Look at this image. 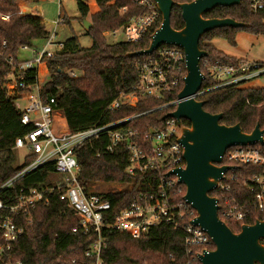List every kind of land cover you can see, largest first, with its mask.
Wrapping results in <instances>:
<instances>
[{"label": "trees", "instance_id": "16d2710c", "mask_svg": "<svg viewBox=\"0 0 264 264\" xmlns=\"http://www.w3.org/2000/svg\"><path fill=\"white\" fill-rule=\"evenodd\" d=\"M19 1L27 0H0V15L10 14L8 21L0 17V42L7 41L6 53L12 54L17 63L20 61L22 46L34 45L37 41L44 40L48 34L45 19L36 13H21ZM174 1L176 4L171 13V26L181 29L184 20L177 3L193 0ZM76 3L80 13L79 19H89L91 22V27L86 31L92 38V45L81 47L76 36L66 39L62 50L46 59L49 79L43 88L46 98L55 99L54 106L62 112L69 131L78 132L97 124H108L162 105L164 102L145 98L135 107L108 109L121 90L129 89L136 82L137 64L150 56L127 54L147 48L150 44V34L139 42L109 43L104 33L126 25L132 16L142 14L144 10L135 4V0H76ZM124 7L126 11L121 13L120 10ZM204 17H229L244 22L246 26L217 28L201 37L200 47L208 52V56L200 61L202 71L206 60L227 63H237L241 60L211 45L214 37H224L235 45L236 33L239 30L264 35V9L255 11L251 0H243L240 5L230 7L218 6L205 13ZM11 70L12 66L0 57V199L6 204L16 202L21 188H43L59 180L54 163H49L26 174L17 180L13 187L1 189V186L24 166L16 164L15 140L33 129L32 125L22 122L21 111L16 107L14 99L7 96L2 88ZM68 70H76L81 76L72 78ZM35 77L36 70H28V82L33 83ZM212 86L206 78L201 87L203 90L208 89L200 97L205 101L206 111L212 114L223 113L222 124L232 126L240 123L243 131L247 133L251 132L257 123L264 129V86L254 88L231 85L210 89ZM181 88L182 86L170 94L168 100L176 99ZM173 110L174 107L157 109L131 119L124 127L144 132L149 127L161 125V118ZM184 123L190 125L188 121ZM108 142V136H102L99 140L80 147L75 156L80 165L78 180L86 188L97 182L127 186L123 190L100 192L110 202L109 214L114 216L131 202L135 193L148 190V187L143 186L146 180L144 175L131 176L126 172V143H120L114 152H109L106 150ZM32 160V156L28 157L26 164ZM259 172L261 169L256 166H239L242 176ZM163 175L164 172H161V176ZM130 184H133V187L128 190ZM183 189L186 190L185 186ZM210 194L220 198L217 191ZM48 196L47 204L39 203L32 211L31 221H22L24 233L15 245L14 258L24 264H89L92 259L86 257L85 251L97 240L98 235L93 230L85 232L80 228L74 211L60 199L58 193H49ZM257 219H264V214L254 213L247 223L252 224ZM229 226L234 232L240 230L239 225L229 223ZM102 235L106 241V248L102 252L104 264H162L169 261L170 255L184 258V234L167 224L154 227L147 236L139 238L133 237L127 231L108 228H103Z\"/></svg>", "mask_w": 264, "mask_h": 264}, {"label": "built area", "instance_id": "2783aa9c", "mask_svg": "<svg viewBox=\"0 0 264 264\" xmlns=\"http://www.w3.org/2000/svg\"><path fill=\"white\" fill-rule=\"evenodd\" d=\"M135 4L144 12L132 16L126 25L107 32V35L122 34L126 42H139L150 34L151 41V35L161 24V12L154 0H135ZM251 5L255 11L264 9V0H251ZM120 11L124 13L126 7ZM0 17L8 21L10 14H1ZM63 22L61 15L53 20L54 29L51 32L47 30L42 47L22 46L21 50L30 51L31 57L18 63L12 54L6 53L7 41L0 42V57L12 66L2 88L7 96L14 99L16 107L21 111L22 122L33 126L26 135L18 137L14 145V149H26V157L32 156L33 160L27 164L24 161L23 168L1 189L13 187L17 180L49 163H54L56 172L61 176L50 186L27 190L21 188L13 204H6L0 199V264H24L14 258L15 245L24 233L22 221H31L32 211L39 203L47 204L48 194L53 192L58 193L60 199L74 211L82 230H93L98 235L97 240L85 251L86 257L92 259L89 264H104L102 252L106 248V241L102 235L103 228L127 231L139 238L147 236L150 230L161 224L181 230L185 245L183 259L170 255L169 261L162 264H201L200 255L214 249L212 238L203 228L193 224L197 211L185 201L184 185L179 183L176 175H167L186 164L183 147L178 141L181 129L177 120L167 117L161 125L149 127L144 132L124 127L131 119L157 109L174 107L175 110L180 101L178 96L174 100H168V97L183 87L187 73L184 50L175 45H162L154 50L147 60L137 64L136 82L129 89L121 90L108 109L135 107L145 98L164 102L162 105L108 124H97L85 130L70 132L62 112L54 106L55 99L46 98L43 93L48 79L39 77L40 65H44L47 70L45 73L49 74L46 59L64 47V41L56 40L57 28ZM52 45H56L57 49L52 50ZM30 69L36 70L33 83L27 80ZM67 72L72 78L81 76L76 70ZM203 73L205 79L208 78L213 84L210 89L244 85L264 75V63L247 59L237 63L206 60ZM207 90L200 89L195 97L200 99ZM20 101L26 102L24 108L20 107ZM58 120L63 123L60 125ZM102 136L109 138L106 146L109 152H114L120 143H126V172L131 176L144 175L146 180L143 186L148 187V190L135 193L131 202L114 216L109 214L110 202L78 180L80 165L75 156L76 151ZM222 164L231 168L215 190L221 198V202L218 198L219 216L228 225L232 223L241 227L254 213L264 214V145L233 146L226 151ZM240 165L256 166L261 172L242 176L239 173ZM161 172H164L163 176ZM132 187L133 184H130L128 190Z\"/></svg>", "mask_w": 264, "mask_h": 264}, {"label": "water", "instance_id": "95a60500", "mask_svg": "<svg viewBox=\"0 0 264 264\" xmlns=\"http://www.w3.org/2000/svg\"><path fill=\"white\" fill-rule=\"evenodd\" d=\"M162 15L160 26L151 35L147 48L128 53V56L151 55L162 45H175L184 50L186 76L178 93L180 100L175 110L161 120L173 117L181 129L178 138L183 147L185 167L176 168L167 175H176L186 188L185 201L196 211L194 225L203 228L212 238L214 249L200 255L201 264H264V219L243 224L239 232L219 216V199L210 193L215 191L224 174L231 168L222 164L226 151L237 145H264V129L257 123L247 133L240 123L227 126L221 123L223 113L212 114L204 109L205 101L195 95L200 91L205 75L200 61L208 52L200 47L201 37L222 27H245L244 22L233 18H206L204 14L218 6L240 5L243 0H193L177 3L181 9L184 26H171L174 0H154ZM86 29L91 22L84 19ZM187 120L190 125H186Z\"/></svg>", "mask_w": 264, "mask_h": 264}, {"label": "rangeland", "instance_id": "374dc122", "mask_svg": "<svg viewBox=\"0 0 264 264\" xmlns=\"http://www.w3.org/2000/svg\"><path fill=\"white\" fill-rule=\"evenodd\" d=\"M20 12L28 13L36 11L40 16L45 19L46 28L49 32L54 29L53 20L57 19L59 15L64 20L57 28V41H65L69 37L76 36L81 47H90L92 45V38L88 35V29L85 28L83 21H81L80 13L77 8L76 0H40L39 2H33L30 4V8L33 11L27 8V4L22 2L19 4ZM87 20V19H86ZM89 21V19H88ZM90 22V21H89ZM109 43H117L124 41L122 34L118 35H107V32L104 33ZM236 44L233 45L229 42L228 39L220 36L214 37L210 44L213 45L216 49L224 52L227 55L236 57V58H245L249 61H262L264 63V35H254L244 30H239L236 33L235 38ZM45 44L44 40L37 41L34 46L42 47ZM52 50L57 49L56 45L50 46ZM31 53L27 50H21L19 54V60H24L30 58ZM40 79L48 77L46 68L44 65H40L39 68ZM245 87H254L260 88L264 86V75L252 79L246 84ZM19 105L21 108L26 106V102L20 101ZM58 123L61 125L63 122L58 120ZM67 124V123H66ZM16 154V164L22 165L24 161L27 160L26 149L18 148L15 149ZM58 178L61 176L57 173ZM95 192H106L108 190H123L127 186L124 184H115V183H105L97 182L90 186Z\"/></svg>", "mask_w": 264, "mask_h": 264}, {"label": "crops", "instance_id": "0c3cea01", "mask_svg": "<svg viewBox=\"0 0 264 264\" xmlns=\"http://www.w3.org/2000/svg\"><path fill=\"white\" fill-rule=\"evenodd\" d=\"M22 2H24V3L27 4L26 6H27L28 9H30V11H31V10L33 11V9L29 7L30 4L33 3V1H30V0H27V1H19L18 3L21 4ZM28 13H36V14H38L36 11L28 12ZM38 47H39V46H38ZM26 59H28V58H26ZM239 59H245V58H239ZM24 60H25V59H24ZM259 62H262V61H259ZM47 74H48V73H47ZM48 77H49V74H48Z\"/></svg>", "mask_w": 264, "mask_h": 264}, {"label": "flooded vegetation", "instance_id": "af4514ba", "mask_svg": "<svg viewBox=\"0 0 264 264\" xmlns=\"http://www.w3.org/2000/svg\"><path fill=\"white\" fill-rule=\"evenodd\" d=\"M184 122H186L187 120H183Z\"/></svg>", "mask_w": 264, "mask_h": 264}]
</instances>
